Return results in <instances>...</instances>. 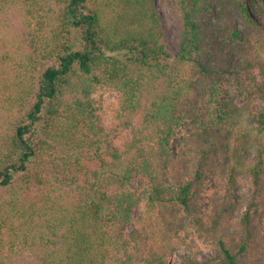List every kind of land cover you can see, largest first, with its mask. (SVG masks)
Returning a JSON list of instances; mask_svg holds the SVG:
<instances>
[{
  "label": "trees",
  "instance_id": "1",
  "mask_svg": "<svg viewBox=\"0 0 264 264\" xmlns=\"http://www.w3.org/2000/svg\"><path fill=\"white\" fill-rule=\"evenodd\" d=\"M155 2L0 0V264H168L190 226L204 264H264V0H174L175 51Z\"/></svg>",
  "mask_w": 264,
  "mask_h": 264
},
{
  "label": "rangeland",
  "instance_id": "2",
  "mask_svg": "<svg viewBox=\"0 0 264 264\" xmlns=\"http://www.w3.org/2000/svg\"><path fill=\"white\" fill-rule=\"evenodd\" d=\"M156 7L158 8L159 14L162 18L163 28L165 30V35L167 41L169 42L173 51L177 50L179 41V18L175 12L174 0H156ZM250 5V4H249ZM254 16H259L255 11ZM260 72L255 70L253 75L248 77L247 83L249 89H254L256 83L261 79ZM120 92L111 88H104L96 94L98 99V104L100 106V113L102 115V123L106 130L110 132V137L113 139L114 143L122 148L124 146L125 140L129 138L132 134L133 129L136 126L137 120H134L132 125L126 127L122 121L117 117V107L119 104ZM230 100L235 103V105L242 106L245 100L238 94V90L233 86L228 80H225L221 84V95L216 105L217 108L221 109L224 102ZM254 103L261 108L263 106L262 99L257 96L254 99ZM190 125H184L180 128L177 137L173 138L171 141L172 153H177L182 145L185 144V139L188 134ZM212 175H210L209 180L212 182ZM225 176L223 177V180ZM139 181V180H137ZM236 189V194L246 198L249 195V185L248 179L244 176ZM138 182H136L137 184ZM146 183V182H144ZM212 185V184H210ZM210 191H212V186H210ZM145 206V202L142 201L137 209L138 214L141 213ZM239 215V212H236ZM262 221L264 223V213L261 214ZM181 237L180 244L172 252L167 255L168 264H185L188 263L189 258L195 255V259L200 263L204 264L211 260L215 256L214 249L211 245L209 239L203 235L197 228L190 226L188 231L182 230L179 232Z\"/></svg>",
  "mask_w": 264,
  "mask_h": 264
}]
</instances>
